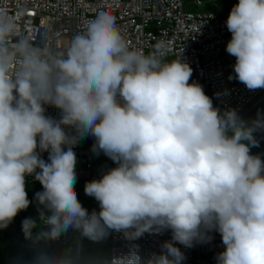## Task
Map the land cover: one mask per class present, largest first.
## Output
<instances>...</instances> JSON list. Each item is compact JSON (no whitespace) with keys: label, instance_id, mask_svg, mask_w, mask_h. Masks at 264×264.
Listing matches in <instances>:
<instances>
[{"label":"clouds","instance_id":"9594fccd","mask_svg":"<svg viewBox=\"0 0 264 264\" xmlns=\"http://www.w3.org/2000/svg\"><path fill=\"white\" fill-rule=\"evenodd\" d=\"M225 23L234 78L264 89V0H238ZM15 33L0 16V229L32 203L26 177L34 176L42 188L37 215L22 220L21 231L36 245L69 231L99 242L110 231L135 240L167 230L171 240L159 253L142 259L131 249L108 264H182L176 245L209 242L215 231L224 245L216 264H264V160L251 154L264 117L249 122L215 107L189 83L193 70L179 54L165 60L160 44L147 54L131 49L109 10L97 11L63 53L26 39L10 49ZM86 136L94 154L116 164L85 183L99 204L91 212L74 188L73 148ZM31 264L79 261L74 250L40 248Z\"/></svg>","mask_w":264,"mask_h":264},{"label":"built area","instance_id":"2783aa9c","mask_svg":"<svg viewBox=\"0 0 264 264\" xmlns=\"http://www.w3.org/2000/svg\"><path fill=\"white\" fill-rule=\"evenodd\" d=\"M215 2L213 0L212 4ZM188 4L199 9L204 6L203 0H0V16L11 19L16 27L15 35L8 41L10 49L19 40L26 39L34 47L63 53L64 37L70 41L97 11L109 10L116 17L117 27L131 49L147 54L160 44L166 52L165 60L177 58L179 54L193 70L189 83H199L221 111L235 109L243 118L264 100V89L249 90L234 78L235 57L225 50L231 39L225 23L227 16L218 17L199 10L186 12L184 5ZM225 90L227 94H224ZM46 115L59 119L58 110L50 106H46ZM88 140L94 138L86 136L73 148L77 159L75 189L83 174L91 178L92 165L98 158H108L103 153L96 155L91 149L81 148L82 141ZM47 155L42 154L43 157ZM26 191L30 201L34 192L42 191L34 176L26 177ZM86 209L89 212L96 210L94 206ZM24 211L19 212L6 229H0V237L15 228ZM77 234L69 231L60 239L42 245L58 247ZM209 235L212 237L209 242H194L190 248L176 245L185 257L182 264H216V256L224 250V245L217 239L218 232ZM168 240H171V232L167 230L161 234L145 233L135 240L126 239L121 232L110 231L108 261L131 249L137 250L142 259H147L153 253H159L162 243ZM74 251L79 260L82 255L79 244H74Z\"/></svg>","mask_w":264,"mask_h":264},{"label":"trees","instance_id":"16d2710c","mask_svg":"<svg viewBox=\"0 0 264 264\" xmlns=\"http://www.w3.org/2000/svg\"><path fill=\"white\" fill-rule=\"evenodd\" d=\"M255 135L256 139L259 141V146L251 148V154L259 155L260 158L264 160V131L257 132ZM113 167H116V164L112 160L106 157L98 158L97 162L94 163L91 168L92 180L99 179L102 173ZM86 182L89 181H83L80 186L76 187L75 192L82 206L90 208L92 205L90 206L88 196L82 194ZM34 197L35 193L31 195L32 203L22 213L15 228L11 231L5 232L4 235L0 237V264H31L33 255L37 250L40 248H45L47 250L51 249V245L49 247L42 244L33 245L32 242L26 241L21 231L22 220L27 217H36L37 215L38 205Z\"/></svg>","mask_w":264,"mask_h":264},{"label":"rangeland","instance_id":"374dc122","mask_svg":"<svg viewBox=\"0 0 264 264\" xmlns=\"http://www.w3.org/2000/svg\"><path fill=\"white\" fill-rule=\"evenodd\" d=\"M184 2L187 0H183ZM213 0H203L204 6L202 8H193L191 5H184V10L186 12L188 11H206L211 12L215 14L218 17L221 16H227L231 10V8L238 3V0H216L215 4H212ZM69 39L67 37H64L62 39V52L66 50V48L69 45ZM258 114L262 117H264V100L258 103L247 115L243 117L245 121H252L257 118ZM95 143L94 140H88V141H82L81 148L83 149H92V145ZM45 160H47V157H43ZM82 181H91L92 178L88 177V174L82 175ZM78 186H80V184ZM77 186V187H78ZM37 191V190H36ZM36 193V192H34ZM82 194L85 195L84 190L82 191ZM88 200L90 201V206H94L96 211H99V204L98 202L88 196ZM218 240H221L220 235L217 236ZM77 243L80 245L82 250L81 258L78 260L79 264H107L108 258H109V235L99 242H92L87 239H81L79 235H75L74 237H71L68 239V243L58 246V247H50V251L53 252H62L65 249H71L74 250V244ZM49 247V246H47Z\"/></svg>","mask_w":264,"mask_h":264},{"label":"crops","instance_id":"0c3cea01","mask_svg":"<svg viewBox=\"0 0 264 264\" xmlns=\"http://www.w3.org/2000/svg\"><path fill=\"white\" fill-rule=\"evenodd\" d=\"M222 17V16H221Z\"/></svg>","mask_w":264,"mask_h":264}]
</instances>
